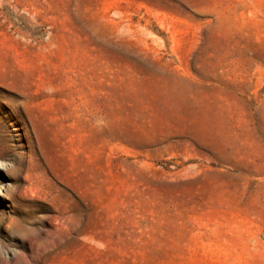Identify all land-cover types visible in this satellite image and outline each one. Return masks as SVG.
<instances>
[{
  "label": "rangeland",
  "instance_id": "obj_1",
  "mask_svg": "<svg viewBox=\"0 0 264 264\" xmlns=\"http://www.w3.org/2000/svg\"><path fill=\"white\" fill-rule=\"evenodd\" d=\"M0 264H264V0H0Z\"/></svg>",
  "mask_w": 264,
  "mask_h": 264
}]
</instances>
